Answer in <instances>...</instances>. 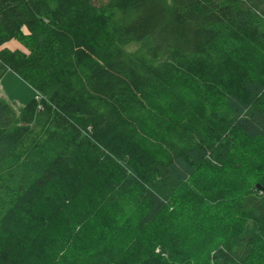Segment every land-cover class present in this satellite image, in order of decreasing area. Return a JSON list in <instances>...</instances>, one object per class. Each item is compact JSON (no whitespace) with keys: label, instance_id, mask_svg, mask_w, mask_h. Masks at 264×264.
<instances>
[{"label":"trees","instance_id":"16d2710c","mask_svg":"<svg viewBox=\"0 0 264 264\" xmlns=\"http://www.w3.org/2000/svg\"><path fill=\"white\" fill-rule=\"evenodd\" d=\"M9 71L0 264H264V0H0Z\"/></svg>","mask_w":264,"mask_h":264},{"label":"rangeland","instance_id":"374dc122","mask_svg":"<svg viewBox=\"0 0 264 264\" xmlns=\"http://www.w3.org/2000/svg\"><path fill=\"white\" fill-rule=\"evenodd\" d=\"M107 1L108 0H93V2L97 5L102 4V2L106 3ZM2 96H4L7 99L12 100L16 105H23L31 98L32 90L29 86H26V84L17 74L13 73L12 71H9L3 76V78L0 81V97ZM250 153H249V157L252 156V154ZM235 158L238 160H230L229 165L231 166L228 165L229 168L227 167L229 170H231L232 173L235 171L234 177H232L229 180L230 182L229 181L228 182L232 183L233 185L235 184L236 181H238V183L242 187L244 183H247V179L245 177L246 174H248V172L245 173V170L247 167L242 165V163L244 162L242 158H239V157H235ZM258 163H259L260 168L262 166V171L264 172V157L260 158ZM212 188L214 189L218 188V185H213ZM225 195H226V192L222 193V191L219 188L218 198L220 200L221 199L223 200V198H225ZM185 207L189 210L188 212L191 213L192 208L194 207V204H189V205H186ZM180 208L181 207H178L177 209H180ZM204 214H207L205 210L202 212V215ZM172 215L173 214L170 213L167 215L168 217L166 219L162 220L163 224L161 223V225L165 227L166 231L170 234L171 233L175 234V232L180 226L183 228V230H185L186 227L181 222L176 223L175 218L168 220L167 223L165 222ZM176 224H177V227H176ZM187 236L180 237V238L181 239L183 238V240L188 245L192 244L194 247H196L197 250H200V253H206V251L209 250V248L218 241L212 222H209L208 226H203L193 231L190 234L191 238H186ZM101 242H102L101 238H96V240L94 241L95 244H99ZM79 248H81L82 251L86 250V247H84L83 244L80 245ZM155 253H157L158 256L153 261V264H156L157 262L161 263V260L163 258H166V257L169 258L171 256V253L173 254V248H169L165 246L162 247V246L157 245L155 248ZM168 260L169 262L167 261V263L165 264H180L178 260L176 262L170 259Z\"/></svg>","mask_w":264,"mask_h":264},{"label":"crops","instance_id":"0c3cea01","mask_svg":"<svg viewBox=\"0 0 264 264\" xmlns=\"http://www.w3.org/2000/svg\"><path fill=\"white\" fill-rule=\"evenodd\" d=\"M2 48H8L11 50L21 49L22 51L26 52V50L16 41H11L10 43L4 45Z\"/></svg>","mask_w":264,"mask_h":264},{"label":"water","instance_id":"95a60500","mask_svg":"<svg viewBox=\"0 0 264 264\" xmlns=\"http://www.w3.org/2000/svg\"><path fill=\"white\" fill-rule=\"evenodd\" d=\"M257 186H259V187H260V184H258Z\"/></svg>","mask_w":264,"mask_h":264}]
</instances>
